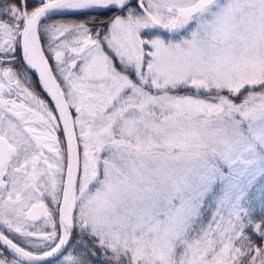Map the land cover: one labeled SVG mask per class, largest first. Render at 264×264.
<instances>
[{"label": "snow or ice", "instance_id": "obj_1", "mask_svg": "<svg viewBox=\"0 0 264 264\" xmlns=\"http://www.w3.org/2000/svg\"><path fill=\"white\" fill-rule=\"evenodd\" d=\"M0 264H264V0H0Z\"/></svg>", "mask_w": 264, "mask_h": 264}]
</instances>
